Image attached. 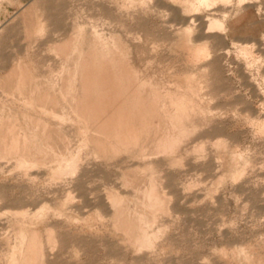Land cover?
I'll return each instance as SVG.
<instances>
[{"label": "rangeland", "instance_id": "1", "mask_svg": "<svg viewBox=\"0 0 264 264\" xmlns=\"http://www.w3.org/2000/svg\"><path fill=\"white\" fill-rule=\"evenodd\" d=\"M77 30L121 43L119 63L186 132L170 156L121 153L110 162L62 96L55 116L0 86L1 127L9 118L36 144L40 128L53 127L69 161L79 160L57 177V162L27 163L15 148L0 155V264L20 263L28 231L41 236L44 264H264V0H0V79L22 66L34 96L42 81L58 92L68 64L59 47ZM128 170L164 203L156 222L138 224L152 247L114 222V202L127 200L128 213L142 203L126 186Z\"/></svg>", "mask_w": 264, "mask_h": 264}, {"label": "bare ground", "instance_id": "2", "mask_svg": "<svg viewBox=\"0 0 264 264\" xmlns=\"http://www.w3.org/2000/svg\"><path fill=\"white\" fill-rule=\"evenodd\" d=\"M29 8L27 9L28 11H30ZM31 11L29 14H26L27 11L24 13V16L28 18L26 22H28L30 27L31 24L34 23V16L32 17L30 15ZM215 24L217 27L222 28V25L218 23V21H216ZM30 30H32V28ZM79 30L77 31L79 32ZM30 33L31 32H29V34ZM87 33L90 34V32ZM96 34L94 33L89 35L90 37H87V35L79 32L76 36H72L73 38L68 42L66 41L67 43H63L64 45L59 47L60 52L58 53H61L68 64L66 65L67 67L65 66L66 71L61 78L62 86L58 92L52 87L53 84L51 86V84L42 81L40 83L38 82L37 95L34 96V83H31L29 75L27 72L23 71L24 69L22 66L17 65L10 73L8 72L9 74L7 76L1 77L0 86L8 93L20 97L21 100L30 102L35 98L38 102V108L49 111L55 116H62L59 105V96H62L72 107L73 112L83 119L86 126L85 128L87 129L86 133L90 132L91 134L89 137L90 144L96 153L101 156V159H112L110 161L112 162L116 156L121 155V153H135L143 159L148 157V155L153 156L154 153L158 156L157 153L160 152L161 155L164 154L166 156L175 154L174 152H177L176 150L179 149L178 147L181 142L180 137L183 136V133L186 131L178 124V121L174 122L170 118L164 104L158 100L156 91L141 84L133 74L127 72L122 60L120 61L121 63H119L121 55L118 54L120 55L118 58L115 49L116 46L121 45V43L116 42L114 45H111ZM119 47L118 50L122 51ZM51 50H53V48ZM96 57H98L97 60L99 57L103 59L95 64L94 59ZM8 114L9 113L5 116L7 117ZM12 114L14 115V113ZM28 122L32 123L34 129L36 124H38L36 120L32 119ZM33 126H30L31 130ZM43 128H40L38 135L41 139V144L27 143L23 138V133L21 134L19 129L15 130L9 118H5L2 127L0 126V155L8 159L9 157L7 156L9 155H7L4 150L6 148H15V155L17 158L27 163L35 159L37 161V159L41 158H45V160L48 159L49 162L44 161L48 165L50 161L57 162L59 164L57 177H64L65 174L68 175V173L74 172L77 167V161L79 160L69 161L68 154L66 153L69 145L66 138L61 134L62 132L60 133V131L53 127L47 129ZM139 159L141 160V158ZM64 161L68 162V165L70 162V165L63 167L62 164ZM27 163L25 165H27ZM137 167L139 168V166ZM129 171L130 170H128V172ZM239 174L241 175V172ZM147 179H145L144 175L136 176L133 171L129 172V174L127 173V179L125 178L127 181L126 186H128L129 183L133 185V189L136 188L140 191L141 196H139V198L141 197L143 200L140 199L142 203L138 206H134L137 210L135 211L133 209L135 211L133 213H128L126 211L129 206V204L126 203L127 200L121 203L114 202V199H117V197L113 195L114 201L112 202L115 203L114 207L116 208L114 212L116 214V220H114V222L120 221L124 229L129 230L131 233L133 232L132 234L128 232L131 236L138 230V224L142 219L147 222L144 223V225L153 223L155 221L154 209L158 207L161 209L160 206L164 204L159 193L155 190L154 184L152 185L149 180L147 182ZM145 182L149 188H146V185L143 186ZM138 191L136 193H138ZM125 205L128 206L125 207ZM159 211L157 210V212ZM25 231L26 229H24V232ZM139 232L138 230V234H140ZM144 232L140 234L137 241L138 244L140 243L139 245L149 247L152 244L151 238L149 237L150 234L148 235ZM22 235L25 241L24 243H20L23 244V251L25 250L26 255L22 257L23 259L19 264H44L40 234L34 231H28L27 233H22ZM19 250L21 251V249Z\"/></svg>", "mask_w": 264, "mask_h": 264}]
</instances>
